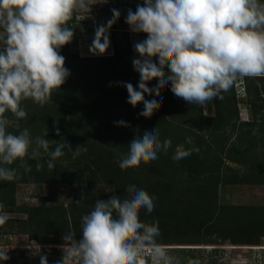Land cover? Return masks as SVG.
I'll use <instances>...</instances> for the list:
<instances>
[{
	"label": "trees",
	"instance_id": "1",
	"mask_svg": "<svg viewBox=\"0 0 264 264\" xmlns=\"http://www.w3.org/2000/svg\"><path fill=\"white\" fill-rule=\"evenodd\" d=\"M138 4L143 6L142 1ZM68 26L74 31L76 19L70 20ZM117 33L113 32L110 55H80L70 49V43L62 46L59 53L70 70L64 84L53 90L43 105L31 99L22 101L25 118L4 114L10 121L7 131L19 134L28 129L33 140L47 139L50 151L64 142L73 150L82 146L86 151L73 159L65 150L52 169L47 167L48 158L43 152L39 159L26 156L23 161L5 165L16 170V177L0 181V214L12 212L24 217H7L0 225V236L26 235L28 250L39 246L49 248L48 253L53 254L58 247H64L62 237L68 231L74 233L75 239L81 238V217L93 209L96 200L110 198L102 197V186H109L112 195L123 200L128 195L127 186L137 184L155 197L152 212L140 208L138 216L142 222L158 223L160 246L179 245L189 250L212 247L213 253L226 242L231 247H261L264 206L223 202L219 194L226 185H264V77H254L253 81L245 77V105L254 118L250 121L239 119L234 83L211 100L212 113H205L202 105L174 96L169 84H165L157 88L163 99L145 118L138 115L143 103L135 107L127 103V90L120 83L135 87L139 73L132 66L128 37L124 34L125 38L117 40ZM146 36L140 33L142 40ZM147 83L151 88L156 80ZM145 99L151 97L145 94ZM116 121L128 126H117ZM150 126L158 129L161 142L170 139L172 147L158 153L155 160L143 158L135 167L120 169L118 161L128 153L130 141ZM255 126L258 134L253 132ZM55 128L61 135H56ZM189 137L191 144L185 147H195L197 151L174 161L175 146ZM24 164L31 171L25 172ZM19 183L66 184L71 192L67 200L60 199L55 204H17ZM8 257L3 264L12 263V255Z\"/></svg>",
	"mask_w": 264,
	"mask_h": 264
},
{
	"label": "clouds",
	"instance_id": "2",
	"mask_svg": "<svg viewBox=\"0 0 264 264\" xmlns=\"http://www.w3.org/2000/svg\"><path fill=\"white\" fill-rule=\"evenodd\" d=\"M89 7V0H0V181H12L16 170L5 165L26 156L39 159L43 152L47 167L52 169L65 150L73 159L86 151L82 146L73 150L67 142L57 143L50 151L49 141L41 137L33 140L28 129L19 134L7 131L10 121L4 114L23 119L22 101L31 99L43 105L53 90L64 84L70 70L59 50L74 35L68 22L78 20ZM119 17L120 12L112 9V17L96 26L89 53H106L109 30ZM125 23L131 32L147 34L133 45L139 57L132 59L133 69L139 73L137 85L120 82L127 90V103L133 107L143 103L139 116L151 114L163 99L157 88L165 84L174 96L204 105L228 91L237 77H264V0H143L135 12L128 10ZM154 78L156 83L148 87L147 82ZM145 94L151 99H145ZM239 94L246 99L245 89ZM114 123L128 126L124 121ZM55 132L61 135L59 128ZM185 144H191L190 137L175 146L174 161L197 151ZM170 147L171 140L161 142L158 129L150 126L130 141L118 167H135L143 158L155 160ZM23 167L25 172L31 171L29 165ZM125 191L126 199L113 195L95 201L93 209L81 217V238L75 239L71 231L62 237L64 255L57 264H146L145 254L150 264H179L157 242L158 223L139 219L138 209L151 213L155 197L137 184ZM6 220L7 216L0 214V225ZM7 252L0 250V264L9 259ZM40 264H48L46 256H40ZM189 264L199 261L190 260Z\"/></svg>",
	"mask_w": 264,
	"mask_h": 264
},
{
	"label": "rangeland",
	"instance_id": "3",
	"mask_svg": "<svg viewBox=\"0 0 264 264\" xmlns=\"http://www.w3.org/2000/svg\"><path fill=\"white\" fill-rule=\"evenodd\" d=\"M143 0H89V11L80 13V18L76 19V27L74 35L70 42V49L78 52L80 55H90L88 47L94 37L96 26L103 25L112 17V9L120 12V17L111 27L109 39L110 47L105 54L110 55L113 52V32L118 31L117 40L128 37L131 46L133 58H139L134 51L133 45L141 41L140 33H133L129 29V25L125 23V17L129 9L135 12L138 3ZM126 32V33H123ZM93 55V54H92ZM155 61V57L153 58ZM134 72H136L134 70ZM138 73V72H136ZM253 81L254 77H248ZM245 77H237L234 82V90H237L236 99L238 100V109L241 118L247 120L254 119L252 117L249 106L245 105V99L239 98L241 90L245 89ZM205 113H212L213 105L210 101L202 105ZM260 116V113L257 117ZM240 117V115H239ZM259 122V121H258ZM257 127L253 129L258 134ZM234 136H232L233 138ZM228 163V162H227ZM230 164V163H229ZM231 166L235 164L231 163ZM104 194L102 197H111L112 190L109 186H102ZM100 190V192H103ZM71 188L66 184H36V183H19L16 185V202L17 204L39 205L55 204L60 199L67 200ZM220 201L243 204L247 206L261 205L264 206V185H231L221 188L219 194ZM7 217H24L23 214L3 212ZM28 239L26 235H4L0 236V248L12 254V264H40V256H46L48 264H57L64 255L63 247H58V251L49 254V248H41L34 250L30 247L28 250ZM165 248V247H164ZM169 248V249H168ZM169 255L173 256L179 264H189V258L198 260L199 264H264V238L261 247H231L228 242L224 246L217 247V253H213L215 249L212 247H193V249H182L184 246H169ZM174 248V249H173ZM180 248V249H179ZM216 248V247H215ZM189 250V251H188ZM146 264H150L147 254H145Z\"/></svg>",
	"mask_w": 264,
	"mask_h": 264
},
{
	"label": "built area",
	"instance_id": "4",
	"mask_svg": "<svg viewBox=\"0 0 264 264\" xmlns=\"http://www.w3.org/2000/svg\"><path fill=\"white\" fill-rule=\"evenodd\" d=\"M34 248L37 249V250H40L42 247H39V246H38V247H34ZM0 250H3V249L0 248ZM45 250H47V249H45ZM4 251H6V250H4ZM8 251H9V250H8ZM48 251H49V250H48ZM7 255H8V256H11L12 254L10 255V253H9V254L7 253ZM9 264H12V263L10 262Z\"/></svg>",
	"mask_w": 264,
	"mask_h": 264
},
{
	"label": "crops",
	"instance_id": "5",
	"mask_svg": "<svg viewBox=\"0 0 264 264\" xmlns=\"http://www.w3.org/2000/svg\"><path fill=\"white\" fill-rule=\"evenodd\" d=\"M240 121H245V120H242L240 117H239Z\"/></svg>",
	"mask_w": 264,
	"mask_h": 264
}]
</instances>
